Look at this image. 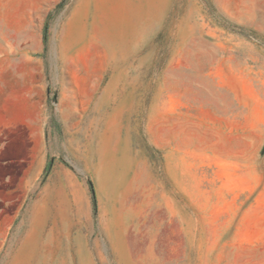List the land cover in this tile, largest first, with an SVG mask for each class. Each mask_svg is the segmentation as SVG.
I'll use <instances>...</instances> for the list:
<instances>
[{"label": "rangeland", "instance_id": "374dc122", "mask_svg": "<svg viewBox=\"0 0 264 264\" xmlns=\"http://www.w3.org/2000/svg\"><path fill=\"white\" fill-rule=\"evenodd\" d=\"M158 1L0 21V264H264V0Z\"/></svg>", "mask_w": 264, "mask_h": 264}, {"label": "crops", "instance_id": "0c3cea01", "mask_svg": "<svg viewBox=\"0 0 264 264\" xmlns=\"http://www.w3.org/2000/svg\"><path fill=\"white\" fill-rule=\"evenodd\" d=\"M62 0H44L47 4V12L54 9ZM121 3L122 0H115ZM24 2V1H23ZM107 0H79L75 11L71 14L68 27V36L73 32L75 34H82V40H86L89 33L92 35L97 33V26L101 21L104 20L103 12L105 11L104 5ZM21 4V0H0V21L1 20H19V9L18 6ZM108 8L106 10L107 18L112 17L111 7L108 1ZM88 25V21H90ZM91 35V36H92Z\"/></svg>", "mask_w": 264, "mask_h": 264}, {"label": "bare ground", "instance_id": "6f19581e", "mask_svg": "<svg viewBox=\"0 0 264 264\" xmlns=\"http://www.w3.org/2000/svg\"><path fill=\"white\" fill-rule=\"evenodd\" d=\"M158 2H159L158 0L149 1L150 7L148 6V0H139L138 4L137 2L135 3L132 2L135 8L138 7L139 10L141 11L138 17L133 15V18L136 20L135 26L139 28L141 31L147 33L149 30L155 29L156 25L159 23L161 19V12L159 10L160 7Z\"/></svg>", "mask_w": 264, "mask_h": 264}, {"label": "trees", "instance_id": "16d2710c", "mask_svg": "<svg viewBox=\"0 0 264 264\" xmlns=\"http://www.w3.org/2000/svg\"><path fill=\"white\" fill-rule=\"evenodd\" d=\"M67 2H68V0H62L61 3L57 6L56 11L60 10L61 8H63L66 5ZM43 37H44V43H45V46H46V43H47V30L46 29L43 32ZM89 190H90V193H91L93 214L96 215L97 211H98V203H97L95 188H94V185L91 182H89Z\"/></svg>", "mask_w": 264, "mask_h": 264}]
</instances>
